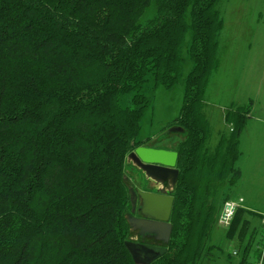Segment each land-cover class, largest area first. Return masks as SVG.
Instances as JSON below:
<instances>
[{
  "label": "trees",
  "instance_id": "trees-1",
  "mask_svg": "<svg viewBox=\"0 0 264 264\" xmlns=\"http://www.w3.org/2000/svg\"><path fill=\"white\" fill-rule=\"evenodd\" d=\"M220 0H0V264H137L126 248L132 227L126 182L140 147L153 81L174 88L182 49L193 67L184 78L178 117L166 127L178 154L170 196L172 234L150 264H209L206 240L216 200L241 178L236 168L248 105L228 110L214 149L204 98L218 69ZM156 14L145 24L150 7ZM133 95L132 107L121 98ZM240 208L226 230L240 245L248 232ZM262 218V217H261ZM157 245V244H156ZM264 264V241L239 264Z\"/></svg>",
  "mask_w": 264,
  "mask_h": 264
},
{
  "label": "rangeland",
  "instance_id": "rangeland-1",
  "mask_svg": "<svg viewBox=\"0 0 264 264\" xmlns=\"http://www.w3.org/2000/svg\"><path fill=\"white\" fill-rule=\"evenodd\" d=\"M216 8L224 21V28L218 36L219 67L210 77L204 98L205 114L210 124L207 147L214 149L220 135L229 133L230 126L224 119L228 110L245 105L250 107L248 122L240 136L241 155L236 163L242 174L240 181L232 189L221 192L216 204L221 206L225 197L230 200L243 197V208L245 206L262 218L247 216L249 230L242 246L237 237L228 239L227 229L217 224L206 243L215 247L209 264H239L243 247L248 242L250 254H254L264 241V0H220ZM155 14V8L150 7L141 23L145 24ZM186 48L187 45L181 52L184 59L182 76L174 88L159 86L153 90V81L149 78L142 91L151 103L143 117L138 139L150 138L154 149L172 151L173 140H181L186 135L177 127H166L179 115L185 91L184 78L193 67ZM132 97V94L123 96L122 106L132 107ZM168 172L152 171L134 164L133 160L128 161L126 182L131 196L128 222L130 218L141 217L138 191L170 196L176 171L170 169ZM137 237L132 231L130 241L135 242ZM249 259L250 264H254V257ZM139 263L144 264L143 261Z\"/></svg>",
  "mask_w": 264,
  "mask_h": 264
},
{
  "label": "water",
  "instance_id": "water-1",
  "mask_svg": "<svg viewBox=\"0 0 264 264\" xmlns=\"http://www.w3.org/2000/svg\"><path fill=\"white\" fill-rule=\"evenodd\" d=\"M135 156L141 161L145 168L154 169L165 168L175 169L178 154L175 151H164L152 147H140ZM141 198L142 218L129 219L132 229H141L142 234L155 235L157 241L168 244L172 234V225L170 224L171 212L174 204L172 196L138 191ZM126 248L138 264L143 261L144 264H150L166 254L167 249L151 244L126 243Z\"/></svg>",
  "mask_w": 264,
  "mask_h": 264
},
{
  "label": "built area",
  "instance_id": "built-area-1",
  "mask_svg": "<svg viewBox=\"0 0 264 264\" xmlns=\"http://www.w3.org/2000/svg\"><path fill=\"white\" fill-rule=\"evenodd\" d=\"M243 204H244V199L242 198L238 200L226 201L223 205L221 212L218 215L217 225L227 229L231 225L236 212L240 208H243ZM258 264H262V261H260Z\"/></svg>",
  "mask_w": 264,
  "mask_h": 264
},
{
  "label": "flooded vegetation",
  "instance_id": "flooded-vegetation-1",
  "mask_svg": "<svg viewBox=\"0 0 264 264\" xmlns=\"http://www.w3.org/2000/svg\"><path fill=\"white\" fill-rule=\"evenodd\" d=\"M158 194H160V193H158ZM140 211H141V209H140ZM142 217L143 216L141 214V217H139V218H142ZM130 219H132V218H130ZM133 231L136 232V234L138 236L137 237V240L135 242H133V243L151 244V245H156V244L157 245H163L162 242L157 241L155 239V235H148V234L145 235V234H142L141 233V229H133Z\"/></svg>",
  "mask_w": 264,
  "mask_h": 264
},
{
  "label": "crops",
  "instance_id": "crops-1",
  "mask_svg": "<svg viewBox=\"0 0 264 264\" xmlns=\"http://www.w3.org/2000/svg\"><path fill=\"white\" fill-rule=\"evenodd\" d=\"M224 119H225V117H224ZM248 122V121H247ZM173 151V150H172ZM134 155V154H133ZM132 155V156H133ZM131 156V157H132ZM129 158V160L128 161H131V160H133V163L134 164H136V165H138V166H140V167H144V165L141 163V161L137 158V156H135L134 155V158ZM146 169H152V171H156V172H160V173H166V174H169L170 172H168V169H165V168H159V169H154V168H152V167H147ZM169 171H170V169H169ZM239 198H243V197H239ZM239 198H237V199H239ZM236 198H233V200H237ZM244 199V198H243ZM245 203V202H244ZM244 208H246L245 206H244Z\"/></svg>",
  "mask_w": 264,
  "mask_h": 264
}]
</instances>
